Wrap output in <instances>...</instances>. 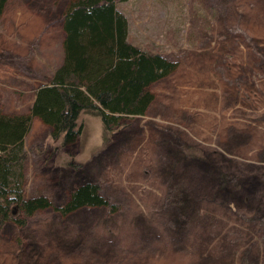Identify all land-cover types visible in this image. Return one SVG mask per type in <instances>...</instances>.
<instances>
[{
	"label": "rangeland",
	"instance_id": "obj_1",
	"mask_svg": "<svg viewBox=\"0 0 264 264\" xmlns=\"http://www.w3.org/2000/svg\"><path fill=\"white\" fill-rule=\"evenodd\" d=\"M64 5L7 0L2 112H29L61 61ZM117 9L132 42L178 65L150 85L145 114L109 129L82 112L65 142L33 117L25 197L58 207L85 170L108 204L16 213L25 223L0 228V264H264V0H127ZM179 196L189 210L183 220Z\"/></svg>",
	"mask_w": 264,
	"mask_h": 264
},
{
	"label": "trees",
	"instance_id": "obj_2",
	"mask_svg": "<svg viewBox=\"0 0 264 264\" xmlns=\"http://www.w3.org/2000/svg\"><path fill=\"white\" fill-rule=\"evenodd\" d=\"M125 1L65 0L61 61L35 90L29 112L0 110V228L14 220L25 223L16 213L27 217L38 209L52 208L67 215L83 207L108 204L85 170L78 172V186L58 207L44 195L25 197L24 137L33 117L50 127L51 137L63 133L66 142L77 136L82 112L98 115L105 129L118 125L122 117L146 113L154 100L150 85L173 73L178 63L129 39L127 18L117 9ZM6 3L0 0V16ZM229 183L230 176L222 175L220 186L227 188ZM176 202L181 205L176 220H183L189 212L187 200L179 196Z\"/></svg>",
	"mask_w": 264,
	"mask_h": 264
}]
</instances>
